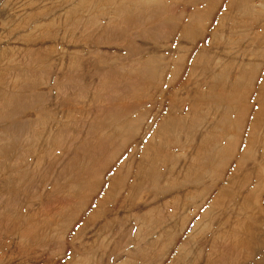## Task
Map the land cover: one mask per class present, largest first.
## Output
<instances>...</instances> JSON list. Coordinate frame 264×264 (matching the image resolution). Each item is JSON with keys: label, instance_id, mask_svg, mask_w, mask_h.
<instances>
[{"label": "rangeland", "instance_id": "374dc122", "mask_svg": "<svg viewBox=\"0 0 264 264\" xmlns=\"http://www.w3.org/2000/svg\"><path fill=\"white\" fill-rule=\"evenodd\" d=\"M0 240L264 264V0H0Z\"/></svg>", "mask_w": 264, "mask_h": 264}, {"label": "bare ground", "instance_id": "6f19581e", "mask_svg": "<svg viewBox=\"0 0 264 264\" xmlns=\"http://www.w3.org/2000/svg\"><path fill=\"white\" fill-rule=\"evenodd\" d=\"M25 59V58H24ZM43 226V225H42ZM42 229V228H41ZM13 234H15V233H13L12 231L11 232H5V234H3L2 236H5L6 238L5 239H9V238H11L12 236H13ZM2 243V241L0 240V244ZM3 243H5L4 244V246H3V248L1 249V251H5V249H7V246L6 245H8V242L7 241H5V242H3ZM39 243H41V242H39ZM34 247H36L37 245H33ZM20 253H21V251H20Z\"/></svg>", "mask_w": 264, "mask_h": 264}]
</instances>
